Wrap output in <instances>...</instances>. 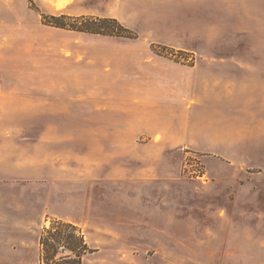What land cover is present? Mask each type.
<instances>
[{
    "label": "rangeland",
    "instance_id": "374dc122",
    "mask_svg": "<svg viewBox=\"0 0 264 264\" xmlns=\"http://www.w3.org/2000/svg\"><path fill=\"white\" fill-rule=\"evenodd\" d=\"M62 1L0 0V264H264V0Z\"/></svg>",
    "mask_w": 264,
    "mask_h": 264
},
{
    "label": "trees",
    "instance_id": "16d2710c",
    "mask_svg": "<svg viewBox=\"0 0 264 264\" xmlns=\"http://www.w3.org/2000/svg\"><path fill=\"white\" fill-rule=\"evenodd\" d=\"M67 16H43L46 25L82 33L134 38L133 32L123 26L116 18L83 15L70 20ZM40 260L42 264H83V257L90 251L84 235L78 228L61 219H54L50 227H44L40 237ZM64 256L58 258L59 250Z\"/></svg>",
    "mask_w": 264,
    "mask_h": 264
},
{
    "label": "crops",
    "instance_id": "0c3cea01",
    "mask_svg": "<svg viewBox=\"0 0 264 264\" xmlns=\"http://www.w3.org/2000/svg\"><path fill=\"white\" fill-rule=\"evenodd\" d=\"M55 2H56V6H57L58 8H62V7L66 4V2H64V1H62V0H61V1H60V0H55ZM60 2H63V3L61 4L62 6H59V3H60Z\"/></svg>",
    "mask_w": 264,
    "mask_h": 264
}]
</instances>
